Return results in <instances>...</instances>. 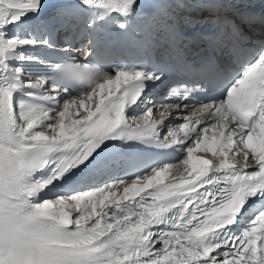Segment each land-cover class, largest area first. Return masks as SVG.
Segmentation results:
<instances>
[{"label": "snow or ice", "instance_id": "1", "mask_svg": "<svg viewBox=\"0 0 264 264\" xmlns=\"http://www.w3.org/2000/svg\"><path fill=\"white\" fill-rule=\"evenodd\" d=\"M244 2L0 0V264H264Z\"/></svg>", "mask_w": 264, "mask_h": 264}, {"label": "bare ground", "instance_id": "2", "mask_svg": "<svg viewBox=\"0 0 264 264\" xmlns=\"http://www.w3.org/2000/svg\"><path fill=\"white\" fill-rule=\"evenodd\" d=\"M52 1H55V0H49V2H52ZM177 174H178V172H177Z\"/></svg>", "mask_w": 264, "mask_h": 264}]
</instances>
